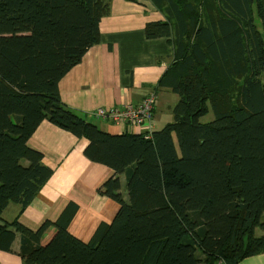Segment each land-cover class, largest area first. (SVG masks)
I'll return each mask as SVG.
<instances>
[{
  "label": "trees",
  "instance_id": "obj_1",
  "mask_svg": "<svg viewBox=\"0 0 264 264\" xmlns=\"http://www.w3.org/2000/svg\"><path fill=\"white\" fill-rule=\"evenodd\" d=\"M110 1L0 0V250L23 264H240L264 253V0H150L165 18L146 37L173 47L157 86L179 96L151 138L103 131L60 96ZM68 27L85 29L82 45L67 43ZM220 75L233 91L218 92ZM208 102L215 118L203 122ZM43 120L87 138L85 155L116 173L98 191L120 208L89 243L67 231L73 203L45 244L46 222L18 220L53 173L27 143ZM10 203L21 208L5 221Z\"/></svg>",
  "mask_w": 264,
  "mask_h": 264
},
{
  "label": "crops",
  "instance_id": "obj_2",
  "mask_svg": "<svg viewBox=\"0 0 264 264\" xmlns=\"http://www.w3.org/2000/svg\"><path fill=\"white\" fill-rule=\"evenodd\" d=\"M118 4L122 7L100 23V41L89 47L82 60L59 83L61 99L70 109L110 133L122 132L125 127L101 122L93 117L94 110L100 106L114 107L127 101L142 100L156 88L169 63L164 56L171 54L166 39L145 38L146 17L138 27L127 26L123 21L124 10L132 18L130 22L138 23L133 20L142 18L136 14L139 11L137 6L127 4L123 7L124 0H114V5ZM162 91L158 93L165 92ZM131 130L134 131L133 128ZM28 144L43 153L45 164L51 166L54 172L19 214L18 220L35 230L45 220L55 221L67 204L74 202L78 209L69 230L85 241L90 240L97 226L101 222L112 221L118 209L116 202L97 192V188L113 174L112 169L87 159L83 154L86 141L77 139L47 120L39 124ZM18 211L19 205L10 203L3 216L5 218L8 213L7 220H11ZM53 231L54 227L44 231L43 244L50 239ZM0 264L23 263L16 254L0 250ZM240 264H264V253L248 257Z\"/></svg>",
  "mask_w": 264,
  "mask_h": 264
},
{
  "label": "rangeland",
  "instance_id": "obj_3",
  "mask_svg": "<svg viewBox=\"0 0 264 264\" xmlns=\"http://www.w3.org/2000/svg\"><path fill=\"white\" fill-rule=\"evenodd\" d=\"M125 1V4L123 5V7H125L127 4H129V5H131V6H137L138 7V12L136 13V14H139L140 16H142V18L141 19H139V20H136V19H133L134 21H137L138 23H132V22H130V20L132 19L131 17H129V15L127 14V13H125V11L123 10L122 11V13H123V21L126 23V25L127 26H131V25H137V27L138 26H141L142 25V23L144 22V18L146 17V20H145V26H144V29H143V31H144V36H145V38L147 39V37H146V34H145V27L147 26L146 24L147 23H149V22H153V21H161V20H163L165 17H164V15L161 13V11H159L158 9H157V7H155L154 6V4L153 3H151V1L150 0H139V1H133V0H124ZM132 3H134V5H132ZM136 4V5H135ZM142 5V6H141ZM120 7H122L120 4H118V5H114V0H111L110 1V5H109V13L107 14V15H105L102 19H101V21L103 20V19H105V18H110V16L113 14H115L116 12H117V8H120ZM144 7H146L145 9H144ZM119 13H120V11H119ZM120 16H122V15H119V17ZM254 17H255V20H256V23H257V25H258V27L259 28H262V25H261V23H260V21H259V19L257 18V13H256V11H255V15H254ZM101 21H100V23H101ZM99 28H100V24H99ZM85 31V29L84 28H82V27H68L67 29H66V31H65V37H66V41H67V43L69 44V45H82V42H81V39H80V34L82 33V32H84ZM101 33V32H100ZM161 38H163V37H161ZM157 39H159V38H157ZM164 39H166V38H164ZM154 40V39H153ZM166 43H167V45L171 48V54L170 55H166V56H164V57H167L168 59H169V63H168V65H167V67L171 64V62H172V58H173V47H172V45L170 44L171 42H169V40L168 39H166ZM160 56V55H159ZM159 58V57H158ZM166 67V68H167ZM64 77V76H63ZM62 77V78H63ZM61 78V79H62ZM60 79V80H61ZM216 81H217V87H218V92H226V91H233V89H231V88H228V86H227V84H226V82L224 81V79H223V77L220 75V76H216ZM59 83H60V81H59ZM159 90H163V91H165L164 93H162V94H159L158 93V91ZM162 91V92H163ZM168 92V93H167ZM149 96H153V103L151 104V108H150V113H151V120H150V124H148V123H142V124H140V125H130V124H125V125H119V124H117V123H114L113 121H111V120H116V118L119 116V113L120 112H122V108L127 104V103H133V104H138L139 102H141V101H143L145 98H147V97H149ZM178 98H179V96L177 95V94H175V93H173V92H171L170 90H168V89H166V88H160V87H158L157 86V83H156V88L154 87V89L151 91V92H149L144 98H142V100H140L139 102H136V101H134V102H131V101H127V102H125L124 104H122L121 106H114V107H104V106H100V107H98V108H96V110H94V112H93V117H95V118H97V119H99L101 122H111V123H113L114 125H118V126H120L121 128H123V127H125V130L124 131H122V132H118V134H122V133H128V134H132V133H134V134H143L145 137H148V138H151V136H152V133H153V131L154 130H157V129H159V128H161L163 125H165L167 122H169V121H172L173 120V113H172V108H173V106H174V104L178 101ZM208 106H209V111H208V113L207 114H205L202 118H201V120L203 121V122H209V121H212L214 118H215V112H214V110H213V108H212V105H211V103L210 102H208ZM68 108H70V107H68ZM74 110V109H73ZM74 111H76V110H74ZM106 119V120H103V119ZM44 121V120H43ZM50 122V121H49ZM52 123V122H51ZM158 123V124H157ZM54 124V123H53ZM152 125V126H151ZM39 126V125H38ZM58 126V125H57ZM98 126V125H97ZM159 126V127H158ZM100 128V127H99ZM134 129V131L133 130H131V129ZM37 129V128H36ZM35 129V130H36ZM63 129V128H62ZM101 129V128H100ZM34 130V131H35ZM65 130V129H64ZM34 131H33V133H34ZM66 131H68V130H66ZM104 131V130H103ZM68 132H70V131H68ZM32 133V134H33ZM73 136H75L77 139H79V140H81V139H83L84 141H86V144H85V148H84V150H83V154L85 155V153H84V151H85V149H86V147L88 146V143H89V141H88V139L87 138H85V137H77L76 135H74L72 132H70ZM29 140V139H28ZM28 143V142H27ZM29 145V144H28ZM30 146V145H29ZM31 147V146H30ZM35 150H38V149H35ZM38 151H40V150H38ZM41 152V151H40ZM43 154V153H42ZM85 157L87 158V159H89L86 155H85ZM90 161H92L91 159H89ZM93 162H95V161H93ZM43 163L45 164V162H44V159H43ZM96 163H100V162H96ZM100 164H103V163H100ZM45 165H47V164H45ZM103 165H105V164H103ZM47 166H49V165H47ZM107 167H109L108 165H106ZM49 167H51V166H49ZM52 168V167H51ZM111 168V167H110ZM53 169V168H52ZM112 169V168H111ZM112 171H113V174L111 175V176H109L103 183H102V185L108 180V179H110V178H112V177H115L116 176V173L114 172V170L112 169ZM53 172H54V169H53ZM53 174V173H52ZM52 176V175H51ZM50 176V177H51ZM120 179H121V181H122V188H121V192H122V194H124L123 196H124V198L126 199L127 198V195H126V176L124 175V176H122V177H120ZM45 185V184H44ZM101 187V185L97 188V192L99 193V188ZM41 190V189H40ZM40 190H39V192H40ZM38 192V193H39ZM38 193L36 194V196L38 195ZM100 195H103V194H101V193H99ZM35 196V197H36ZM104 196H106L107 198H110V199H112L114 202H116L117 204H118V209H117V211H116V213H115V215H114V217H113V219H112V221L114 220V218H115V216H116V214H117V212H118V210H119V208H120V205H119V203L115 200V199H113V198H111V197H109L108 195H104ZM34 197V198H35ZM33 198V199H34ZM32 199V200H33ZM75 204V205H77L76 203H74V202H69L68 204ZM67 204V205H68ZM78 206V205H77ZM21 208V206L19 205V209ZM26 208V207H25ZM66 208V207H65ZM64 208V209H65ZM64 209H63V211H64ZM62 211V212H63ZM23 212V211H22ZM22 212H20V214L22 213ZM62 212H61V214H62ZM4 213V212H3ZM76 213V212H75ZM60 214V215H61ZM60 215H59V217H60ZM75 215V214H74ZM2 217H3V219L6 221L7 219H8V217H9V214L8 213H6L5 214V218H4V216L2 215ZM58 217V218H59ZM74 217V216H73ZM73 217H72V219H73ZM58 218L55 220V221H51V220H45L44 222H42V224L41 225H43L45 222L47 223V225L45 226V228H44V231L48 228V227H54V231L52 232V235H51V237L52 236H54L55 235V233H56V231H57V226H56V221L58 220ZM72 219H71V221H72ZM12 220V219H11ZM71 221L69 222V224L67 225V231L70 233V234H72L73 236H75L76 238H78L79 240H81L82 242H84V243H89L90 242V240L92 239V237H93V235L95 234V232H96V230L98 229V227H99V225L101 224V223H107V224H110L112 221H110V222H101L98 226H97V228H96V230H95V232H94V234L92 235V237H91V239L90 240H88V241H85V240H83V239H81L79 236H76L75 234H73L70 230H69V225H70V223H71ZM258 232V234H260L261 232L260 231H257ZM50 237V238H51Z\"/></svg>",
  "mask_w": 264,
  "mask_h": 264
},
{
  "label": "built area",
  "instance_id": "obj_4",
  "mask_svg": "<svg viewBox=\"0 0 264 264\" xmlns=\"http://www.w3.org/2000/svg\"><path fill=\"white\" fill-rule=\"evenodd\" d=\"M152 103H153V96H149L145 98L143 101L139 102L138 104L127 103L122 108L123 110L122 112L119 113V116L116 118V120H111V121L119 125H125V124L140 125L142 123L150 124V120H151L150 108Z\"/></svg>",
  "mask_w": 264,
  "mask_h": 264
}]
</instances>
